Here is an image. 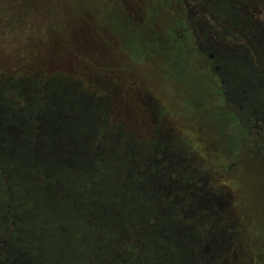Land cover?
Masks as SVG:
<instances>
[{
	"label": "rangeland",
	"instance_id": "1",
	"mask_svg": "<svg viewBox=\"0 0 264 264\" xmlns=\"http://www.w3.org/2000/svg\"><path fill=\"white\" fill-rule=\"evenodd\" d=\"M219 1L0 0V84L24 70L31 81L78 84L100 103L98 122L122 129L125 144L178 159L167 169L170 184L198 190L206 202L196 207L202 215L181 216L173 227L186 226L190 241L214 239L205 264H264V150L256 130L233 118V83L223 71L241 55L251 74H264L261 48L247 33L264 36V0H223L234 18L219 15ZM209 54L221 62L227 95ZM21 238L33 258V242Z\"/></svg>",
	"mask_w": 264,
	"mask_h": 264
},
{
	"label": "trees",
	"instance_id": "2",
	"mask_svg": "<svg viewBox=\"0 0 264 264\" xmlns=\"http://www.w3.org/2000/svg\"><path fill=\"white\" fill-rule=\"evenodd\" d=\"M26 71L0 84V264L209 263L214 239L190 241L186 226L173 227L202 215L206 202L170 184L178 159L125 144L122 129L98 122L100 103L78 84L31 81ZM22 236L38 251L33 258L22 253Z\"/></svg>",
	"mask_w": 264,
	"mask_h": 264
},
{
	"label": "flooded vegetation",
	"instance_id": "3",
	"mask_svg": "<svg viewBox=\"0 0 264 264\" xmlns=\"http://www.w3.org/2000/svg\"><path fill=\"white\" fill-rule=\"evenodd\" d=\"M216 4V9L219 11V15L221 17H224V15L226 14H229L233 18L235 17L236 14L234 11L230 12L229 10V12L225 13L223 0H220ZM229 15L226 16L229 17ZM249 21H251L250 18L247 19V22ZM195 27H197V24ZM247 33L248 36H250L252 40L256 41L261 48L257 56L262 68L261 71H264V36H255L254 34H250L249 30ZM236 41L240 42L238 38H236ZM208 57L214 63L215 67H213L212 70L214 71L215 75L220 78V83L222 85V88L224 89L223 93L227 95L228 92L225 90V80L223 76L219 75L218 73L221 67V62L220 60H214V56L211 54H209ZM247 59V57L239 55L234 59L233 62L227 61L225 63L226 67L223 68V71L230 76L229 80L233 83L231 95L233 98V104L237 109L234 110L233 118L235 119L237 124L241 125L242 129L252 127L256 130V137H258L259 141L261 139L262 149L264 150V74L259 73V71L255 72V74H251L250 57L249 60ZM259 141H256L255 146L259 150V154H262L259 148L260 146H258Z\"/></svg>",
	"mask_w": 264,
	"mask_h": 264
}]
</instances>
